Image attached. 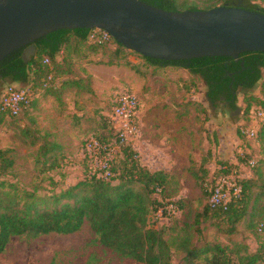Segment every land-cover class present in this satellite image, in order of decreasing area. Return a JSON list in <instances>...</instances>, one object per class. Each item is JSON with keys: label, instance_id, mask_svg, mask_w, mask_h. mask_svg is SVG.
<instances>
[{"label": "trees", "instance_id": "trees-1", "mask_svg": "<svg viewBox=\"0 0 264 264\" xmlns=\"http://www.w3.org/2000/svg\"><path fill=\"white\" fill-rule=\"evenodd\" d=\"M143 1L166 10L181 11L233 6L239 0ZM240 1L241 7L264 13V7L252 0ZM33 43L35 52L26 60L22 59L26 48L23 46L0 62V125L6 117L20 120L23 116H30L39 108L40 98L47 95L62 102L61 96L67 91L75 90L77 94L91 92L87 87L90 74L84 68L78 72L77 67L78 59L91 54L107 57L110 64L124 59V66L140 76L147 71L148 77H154L167 67L184 69L204 82L206 99L211 106L223 103L230 110L239 111L236 100L238 94L243 93L246 104L241 112L247 120L245 124L250 122L252 106L264 110V88L253 93L258 85L264 87V52H243L237 59L207 56L166 61L142 56L125 48L110 35L104 38L101 30L86 28L53 31ZM131 55L138 56L142 64L145 63L143 67L132 61ZM46 58L49 64L44 62ZM48 76L52 78L49 83ZM149 82L153 88L156 79ZM9 85L30 92L27 101L16 112L3 109L1 105L2 88ZM30 118L34 117L31 115ZM23 133L28 135V127ZM237 134L245 137L240 127H237ZM95 137L107 142L114 137V131L110 126L108 135L97 133ZM253 138L264 144V119ZM47 147L48 143L41 149L46 151ZM237 158L249 167L247 175L238 177L239 194L225 205L212 206L209 199L217 180L231 173L232 165L225 161H218L216 171L209 177L203 160L190 159L185 170L197 197L165 198L164 192L173 176L178 182L172 169H150L140 160L135 149L124 145L111 162L112 176L109 179L91 174L87 169L83 178L74 184L58 192L40 194L37 188H21L6 177L12 173L13 161L0 147V253L12 237L34 238L50 233L66 235L77 232L87 222L101 245L139 264H175V253L181 255L177 264H264V234L259 231V225H264V196L263 191L255 189L264 181L261 170L264 157L242 152ZM200 197L202 201L198 209L191 208ZM170 204L180 214L188 205L189 210H195V219L193 223L185 221L177 227L174 235L165 238L162 229L167 225L155 227L150 224V218L163 209L162 215L156 218L157 223L159 217L166 215L164 209ZM200 223L206 230L214 229L216 234L225 235L227 242L195 241V232L199 236L202 233ZM239 225L252 227L254 235L263 240L254 248L247 242L236 241L233 236Z\"/></svg>", "mask_w": 264, "mask_h": 264}, {"label": "rangeland", "instance_id": "rangeland-1", "mask_svg": "<svg viewBox=\"0 0 264 264\" xmlns=\"http://www.w3.org/2000/svg\"><path fill=\"white\" fill-rule=\"evenodd\" d=\"M252 2L264 7V0ZM129 58L142 67L145 64L138 56L131 55ZM77 61L78 72L84 68L91 76L87 85L91 92L77 94L75 90L67 91L61 96L62 102L48 95L40 100L39 108L30 114L34 117L32 120L30 116H23L20 120L6 117L0 125V147L13 161L12 173L6 177L17 182L21 188L35 187L38 193L47 194L58 192L82 179L89 169L82 148L90 136L97 133L108 135L109 97L114 91L122 89L132 90L139 99V132L133 149L143 163H150L153 169L168 167L178 180H173V176L169 181L165 198L197 197L186 174L190 159L203 160L209 177L216 171V163L225 161L232 165L231 174L235 178L234 175L249 173L248 165L238 161V154L246 152L264 157V144L261 141L245 133V137L237 134V127H249L241 112L246 104L243 93H239L236 100L239 111H233L223 103L211 106L206 99L204 82L181 68L167 67L157 76L148 77L147 71L140 76L124 66V59L110 64L107 57L91 54ZM154 79L156 83L151 88L149 81ZM262 88L258 85L253 93L260 89L262 91ZM251 108L255 109V106ZM26 127L28 135L23 133ZM46 143L48 147L45 151L41 147ZM261 170L264 180V162ZM260 184L255 189L263 191L264 196V181ZM199 199L191 208L198 209L202 201L201 197ZM194 211L189 210L187 205L183 214L159 217L157 223L158 214H153L150 224L158 228L167 225L162 229L167 238L170 234L174 235L177 227L185 221L193 223ZM199 226L202 233L199 236L195 232V241L227 242L225 235L216 234L214 229L206 230L201 223ZM252 229L239 225L233 237L254 248L263 238L254 235ZM180 257L174 254L175 264ZM0 264L139 263L101 245L85 222L80 230L71 234L12 237L0 253Z\"/></svg>", "mask_w": 264, "mask_h": 264}, {"label": "water", "instance_id": "water-1", "mask_svg": "<svg viewBox=\"0 0 264 264\" xmlns=\"http://www.w3.org/2000/svg\"><path fill=\"white\" fill-rule=\"evenodd\" d=\"M100 29L125 48L166 61L264 52V13L222 5L166 10L143 0H0V62L57 30Z\"/></svg>", "mask_w": 264, "mask_h": 264}, {"label": "built area", "instance_id": "built-area-1", "mask_svg": "<svg viewBox=\"0 0 264 264\" xmlns=\"http://www.w3.org/2000/svg\"><path fill=\"white\" fill-rule=\"evenodd\" d=\"M100 30V29H95ZM102 31V36L106 38L108 33ZM45 63L49 64L46 58ZM51 76H48L47 82H51ZM30 92L24 89H18L14 86H6L1 99L3 109H9L16 112L19 106L26 102ZM139 99L135 92L129 89H122L114 91L109 97L108 122L114 131V137L107 142H103L96 138L94 135L90 136L86 145L83 146L82 152L84 157L87 158L88 170L91 174L98 177L109 179L112 176L110 165L115 155L119 153L121 146H131L138 135L137 117L139 113ZM250 122L247 126L240 127L242 133L253 137L259 124L264 119V111L260 108L250 110ZM253 164V161H250ZM227 174L217 180L216 186L211 193L209 202L214 205H225L233 197L237 196L240 192V184L238 177L240 175ZM163 209L157 212L158 216L162 215ZM166 215L178 214L179 210L172 204L164 209ZM259 231L264 234V225H259Z\"/></svg>", "mask_w": 264, "mask_h": 264}, {"label": "crops", "instance_id": "crops-1", "mask_svg": "<svg viewBox=\"0 0 264 264\" xmlns=\"http://www.w3.org/2000/svg\"><path fill=\"white\" fill-rule=\"evenodd\" d=\"M48 96V95H47ZM46 96V97H47ZM50 96V95H49ZM42 98H40V100H41ZM161 149V148H160ZM146 165L150 168V169H153L152 168V165H150V163H146ZM154 169H158V168H154ZM162 169H169L168 167H163Z\"/></svg>", "mask_w": 264, "mask_h": 264}]
</instances>
